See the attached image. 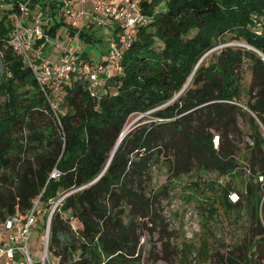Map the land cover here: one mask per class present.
Segmentation results:
<instances>
[{
    "label": "trees",
    "instance_id": "16d2710c",
    "mask_svg": "<svg viewBox=\"0 0 264 264\" xmlns=\"http://www.w3.org/2000/svg\"><path fill=\"white\" fill-rule=\"evenodd\" d=\"M17 1L0 2L11 11L8 15L7 8L0 7V96L5 97L0 104V221L16 211L25 213L39 198L45 229L52 202L64 197L49 220L48 253L57 264H144L145 233H156L161 247L148 258L173 263L177 251L169 239L175 234L158 206L171 181L191 173L194 166L223 176L240 160L249 164L252 174L264 172V62L246 47L235 46L201 59L229 40L264 54V0H144L148 22L128 42L122 74L106 82L107 94L92 98L83 81H72L64 86L60 111L52 109L10 44ZM161 2L164 8L159 9ZM57 3L37 1L39 10H51L49 37H57L64 25L69 28L55 17ZM79 39L99 41L92 30L81 32ZM243 59L250 63L246 88L240 74ZM110 86L116 87L113 94ZM132 114L144 117L126 130ZM239 117L253 140L252 147L243 145L241 150L235 138L244 143L246 135ZM213 133L221 138L217 149ZM159 162L167 179L145 198L143 185ZM54 168L60 176L49 179ZM244 185L251 233L264 234L256 211L258 185L250 179ZM222 205L224 213L233 209ZM215 211L210 205L209 216ZM255 240L251 256L264 261V236ZM252 244L246 245L247 253ZM189 249L183 245L179 252L183 263ZM207 250L204 243L198 251L201 262L209 258ZM213 257L217 264L245 263L231 251Z\"/></svg>",
    "mask_w": 264,
    "mask_h": 264
},
{
    "label": "built area",
    "instance_id": "2783aa9c",
    "mask_svg": "<svg viewBox=\"0 0 264 264\" xmlns=\"http://www.w3.org/2000/svg\"><path fill=\"white\" fill-rule=\"evenodd\" d=\"M33 1L23 0L21 4H18V11L12 16L13 22L10 44L13 51L29 66L52 109L54 111H60L59 107L61 106H59V103L64 102L61 97V92L69 81H83L89 96L92 98H98L100 92L107 94L106 82L111 77L122 74L121 57L123 51L128 47V42L135 35L137 28L148 22V17L142 12V3L144 0H67V3L62 7V13L69 27L75 28L78 24H83L86 17H89L93 21L95 27L103 28L109 25L111 26L115 32L116 39L109 43L105 61L103 62H93L83 59L76 51H63L57 62H50L43 58V48L53 42L44 32V27L50 24V18H46L43 22L39 16H30V11H32L31 5L34 4ZM70 2L77 4L78 8L74 9L73 7L71 11ZM88 5L90 6L89 11L86 9ZM38 12L39 9L36 13ZM27 18H30V24H27ZM79 32L80 30L76 32L75 37H77ZM256 34L260 36L261 31L257 30ZM260 58L264 62V54L260 53ZM243 109L261 126L260 122L251 112L246 108ZM220 141V135L213 133L211 142L214 149L218 148ZM244 145L247 147L253 146V140L250 134L244 137ZM240 174L242 176L244 175L247 181L250 179L252 183L258 185L257 192L259 201L256 206V211L257 218L264 227V172L254 175L251 172L249 164L246 161L240 160L238 165L230 173H226L223 176L216 174L221 179L226 180V183L219 180V184L210 185L212 191L214 187L218 188L222 207V202H226L233 208L229 212L243 216L244 212H246L245 201L247 190L245 185L238 188L236 181L237 178L241 177ZM59 176L60 172L54 168L50 172L49 179H57ZM232 177H236L234 183H231ZM209 189L207 187L206 191H209ZM189 197H193V194H190ZM63 198L54 202L55 204L51 208L49 220L52 212ZM197 200L203 201L201 204L204 206L203 210H206L207 214L210 205L215 206V201L211 202L208 197H205V199L199 197ZM38 204L39 198L33 200L32 208L25 213L16 211L13 215L0 221V264H37L31 259L27 243L31 228L36 222L35 215L38 211ZM169 207L174 208V210H172V213L166 211L165 214L163 212V216L165 217V221H167L166 223H168L167 225H170L168 230L176 234L175 229L176 226H179V222L176 221L173 214L176 213L179 205H176L174 202ZM181 207L180 230L183 232L184 237L190 240L200 232L199 212L192 202H184ZM221 210L225 211L224 208ZM48 237L49 221H47L44 229L42 242L43 253L40 257L39 264H57V259L54 257H52L53 262L49 261ZM173 239L174 237L169 239L170 244L173 243ZM142 243L143 238L141 239ZM207 253L209 263L208 261L201 262L199 258L197 259V253V255H194L196 259L192 261V264H217L214 261L213 253Z\"/></svg>",
    "mask_w": 264,
    "mask_h": 264
},
{
    "label": "rangeland",
    "instance_id": "374dc122",
    "mask_svg": "<svg viewBox=\"0 0 264 264\" xmlns=\"http://www.w3.org/2000/svg\"><path fill=\"white\" fill-rule=\"evenodd\" d=\"M12 1V0H11ZM23 0L17 1V4H21ZM2 2V0H0ZM57 6L60 7V9H57L56 12V19L62 20L64 22H67L66 18L64 17L62 13V7H64L65 3H67V0H57ZM62 5V6H61ZM70 10L72 11V8L74 9L78 8L77 4H74L70 2ZM75 5V6H74ZM3 5L0 4V7ZM7 8L8 15L11 13L9 6H3L4 8ZM159 9L164 8V2H161L159 4ZM1 9V8H0ZM157 9V8H156ZM32 10V9H31ZM51 10L49 8L41 9L38 13L30 11V16H36L40 17L43 22L46 18L50 17ZM35 13V14H34ZM67 24V23H66ZM67 30V28H65ZM91 31V29L89 30ZM46 32V31H45ZM95 36H99L100 39H97L99 41L95 43H88L84 41H80L79 38H76L72 34L69 35V33L66 32H57V37L53 39V42L51 43V49L56 48L57 50L62 49L63 51H76L78 55L85 53L89 59L93 62H103L105 61V57L107 54L108 45L111 41L116 39L115 36H111L110 34L106 33V31H103L102 28L96 27L94 29ZM80 41V42H79ZM61 43V46L59 45ZM57 44V45H56ZM55 45V46H54ZM157 48L161 47L160 43H157ZM228 46H235V47H248L244 42L241 41H230L226 44L218 45L208 53H206L201 59L208 56L214 52L219 51L223 47ZM48 54V50H47ZM104 57V58H103ZM250 63L247 59H243V62L241 64V77H242V85L243 88L247 87L250 83L251 75L248 70V65ZM196 67V66H195ZM195 69V68H194ZM4 71V66L2 62L0 61V77H2ZM190 80V78H189ZM188 80V81H189ZM71 83V82H70ZM65 87H63L62 94L64 95ZM116 91L115 86H110L108 89V92L110 94H113ZM60 97V96H59ZM62 97V95H61ZM63 98V97H62ZM245 100V97L242 98ZM5 100L4 96H0V104H3ZM64 103H59V106L63 107ZM61 107L59 109L61 110ZM144 117V115L141 114H132L127 121L126 124V130H129L132 126L138 124L139 121H141ZM238 124L241 127L243 134L248 135V129L245 125V122L242 120V118H238ZM235 138V137H233ZM235 144L238 150H241L244 146V143H242V140L240 137L235 138ZM239 152V151H237ZM197 167L194 166L192 169V172L186 175H183L173 181H171V185H169L167 190V195L164 197L159 198V209L161 210V214L163 216V212L166 211L171 212L174 210V208L169 207L171 204L175 202L176 205H179V207L176 209V213L173 214L174 218L177 222H179V226H176V234L173 239V243L171 244L176 248L177 254L175 261L171 264H192V261L194 259H198L200 256L198 255L196 258L194 255L198 253V251L203 247L204 243L208 246V252H211L213 254H220L225 256L228 254V251H231L233 256H236L239 258V261L244 264H251L252 260L253 262L257 264H264V261H259L257 258L253 259L252 254L255 250V247L257 245V242L255 239L260 240L262 236H264L262 231L257 232V234L253 235L251 233V227L248 223V216L247 212H244L243 216L237 213H224L221 209L223 207L220 203V192L217 190L218 188L214 187L212 191V187L210 185L212 184H219L218 181L222 180L223 183H226V180L221 179L216 175L215 172L212 171H196ZM240 178H237V185L238 188H241L245 182L247 181L244 175L242 176L240 174ZM167 179V172L166 169L162 166V163L159 162L152 168V174L151 177L148 179V181L143 185V194L144 197L147 198L150 196L151 191H157L159 186L162 185ZM219 186V185H218ZM209 187V191H206V188ZM190 194H193V197H189ZM195 196V197H194ZM203 198L205 197L210 198L211 202L215 201L216 208L215 213L210 217L209 214H207L206 210H203L204 206H202L201 202L197 200V198ZM184 202H192L193 205L196 207L197 211L199 212V221H200V232L197 233L193 239H186L183 235V232L180 230V218H181V206ZM55 203L52 202L51 207L54 206ZM157 206V205H156ZM45 208L42 207V205L38 204V211L36 212V222L32 226L29 240L27 243L28 251L31 256V259L33 262H36L37 264L40 263V257L43 253V236H44V216ZM164 217V216H163ZM165 218V217H164ZM167 222V221H166ZM168 224V223H167ZM73 225H75L73 223ZM168 228H170V225H168ZM158 238V235L156 233H153L151 236L148 234H144L143 237V243H142V250L143 255L146 257V262L144 264H166L162 261H152L148 258L149 252L154 251V253H157L160 251V243L156 242ZM249 242H253L249 253L246 251V245ZM183 245H187L189 247V251L186 255V263H183L180 259L179 252L182 249ZM145 251V254H144ZM53 256H49V261H52ZM1 259V256H0ZM200 260V259H199ZM209 263V258H208ZM216 261V258L214 260ZM244 261V262H243ZM248 262V263H247ZM218 263V262H217Z\"/></svg>",
    "mask_w": 264,
    "mask_h": 264
},
{
    "label": "crops",
    "instance_id": "0c3cea01",
    "mask_svg": "<svg viewBox=\"0 0 264 264\" xmlns=\"http://www.w3.org/2000/svg\"><path fill=\"white\" fill-rule=\"evenodd\" d=\"M37 1H41V0H34L33 2H34V4H32L31 5V9H32V12L34 11V12H37V10H38V8H39V6H38V4H37ZM53 1H55V0H53ZM86 9L89 11L90 10V6L88 5V6H86ZM26 22H27V24H30V18H27L26 19ZM49 27H51V25L49 24L48 26H46V27H44L45 29V33H46V35L49 37V35H48V30H49ZM65 28H67L65 25L64 26H62L60 29H59V31H61V32H68L69 33V35L71 34V31L72 32H74V35L73 36H76V32L78 31V30H80V32L78 33V35H77V37L76 38H79V35H80V33L81 32H85V31H87V30H92V31H94V29L96 28L95 26H94V24H93V21L89 18V17H86L85 18V21H84V23L83 24H78L75 28H72V27H69V28H67V30H65ZM103 29V31H106V33H108V34H110L111 36H115V32L113 31V29L111 28V26L109 25V26H106V27H103L102 28ZM71 30V31H70ZM57 36V35H56ZM51 40H53L54 38H56L55 36L54 37H49ZM96 38L97 39H100L99 38V36H96ZM54 41H55V39H54ZM81 41V40H80ZM79 41V42H80ZM57 45V44H56ZM60 46H61V43L59 44ZM51 44H47L44 48H43V53H42V56H43V58H45V59H47V60H49L50 62H57V61H59V59H60V57H61V55H62V52H63V50L62 49H59V50H57L56 48H52L51 49ZM55 46V45H54ZM108 47V46H107ZM47 50H48V54H47ZM81 58H88L89 59V57L85 54V53H83V54H80L79 55ZM104 58V57H103ZM70 82V81H69ZM69 82H67V84L69 83Z\"/></svg>",
    "mask_w": 264,
    "mask_h": 264
},
{
    "label": "water",
    "instance_id": "95a60500",
    "mask_svg": "<svg viewBox=\"0 0 264 264\" xmlns=\"http://www.w3.org/2000/svg\"><path fill=\"white\" fill-rule=\"evenodd\" d=\"M247 49L253 51L255 54H257V55L260 57V52H258L257 50H255V49H253V48H251V47H247ZM189 81H190V80H189ZM189 81L185 84V86L183 87L182 91H183L184 88L188 85ZM182 91H181V92H182ZM181 92H180V93H181ZM123 134H124V132L120 135V137H119V139H118V141H117V144H116V146H115V149H116L117 145L120 143V141L122 140ZM115 149H114V150H115ZM48 221H49V218H48Z\"/></svg>",
    "mask_w": 264,
    "mask_h": 264
}]
</instances>
